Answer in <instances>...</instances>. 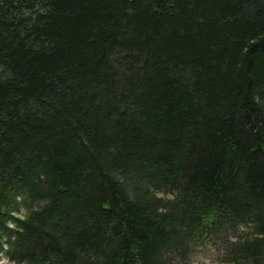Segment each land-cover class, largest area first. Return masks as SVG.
<instances>
[{
  "label": "trees",
  "instance_id": "1",
  "mask_svg": "<svg viewBox=\"0 0 264 264\" xmlns=\"http://www.w3.org/2000/svg\"><path fill=\"white\" fill-rule=\"evenodd\" d=\"M264 264V0H0V255Z\"/></svg>",
  "mask_w": 264,
  "mask_h": 264
},
{
  "label": "rangeland",
  "instance_id": "2",
  "mask_svg": "<svg viewBox=\"0 0 264 264\" xmlns=\"http://www.w3.org/2000/svg\"><path fill=\"white\" fill-rule=\"evenodd\" d=\"M215 252L202 251L197 254L195 261L192 264H216L217 263ZM0 264H11L4 257L0 255Z\"/></svg>",
  "mask_w": 264,
  "mask_h": 264
}]
</instances>
